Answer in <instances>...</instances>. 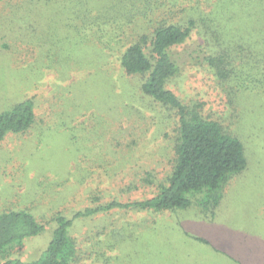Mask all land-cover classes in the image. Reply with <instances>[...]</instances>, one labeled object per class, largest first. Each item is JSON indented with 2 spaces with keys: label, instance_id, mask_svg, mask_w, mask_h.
<instances>
[{
  "label": "rangeland",
  "instance_id": "1",
  "mask_svg": "<svg viewBox=\"0 0 264 264\" xmlns=\"http://www.w3.org/2000/svg\"><path fill=\"white\" fill-rule=\"evenodd\" d=\"M45 15L53 21L36 34H25L30 42L41 41L39 54L0 45V112L33 99L29 129L0 141V212L27 210L45 224L41 234L12 246L11 257L24 260L35 258L50 239L55 213L71 216L93 207L94 194L120 202L152 196L155 186H144L140 178L149 172L154 183L164 180L172 157L173 118L157 116L139 96L136 78L122 75L118 59L125 45L103 60L89 48L86 36L66 27V13ZM188 43L186 61L196 41ZM111 80L112 93L122 97L121 112L125 110L118 118L106 110L112 104ZM168 86L185 102H201L204 115L229 122V104L209 75L191 63ZM244 105L248 110L241 111L246 119L238 133L246 141L248 165L225 183L212 213L206 215L197 205L106 213L117 223L133 224L139 234L128 249L118 251L120 264H264V131L249 139V130L264 124V110L256 109L250 120L249 101ZM133 184L137 188L126 189ZM86 226L75 235L81 238Z\"/></svg>",
  "mask_w": 264,
  "mask_h": 264
},
{
  "label": "trees",
  "instance_id": "2",
  "mask_svg": "<svg viewBox=\"0 0 264 264\" xmlns=\"http://www.w3.org/2000/svg\"><path fill=\"white\" fill-rule=\"evenodd\" d=\"M46 12L66 13V27L86 36L89 48L103 60L125 45L118 59L122 75L136 78L139 96L157 116L173 118L171 168L156 183L149 172L140 178L144 186H155L152 196L120 202L94 194L93 207L77 209L71 216L55 213L51 237L32 259L11 257L12 246L41 234L45 224L27 210L0 212V264H120L118 251L128 249L139 234L133 224L117 223L105 216L107 212L197 205L207 215L222 198L225 183L246 169V141L238 131L246 119L241 114L248 110L245 102L250 120L256 109L264 110V0H0V45L10 48L11 43L39 54L41 41L30 42L25 34H36L53 21ZM191 40L195 48L186 61L183 53ZM188 63L207 73L229 104L227 124L204 115L201 102H185L168 86ZM111 82L112 104L106 110L118 118L125 110L121 112L122 97L112 93ZM33 121L32 97L0 112V141L9 133L28 130ZM263 131L264 124H259L249 130V139ZM98 214L105 217L93 222ZM83 225L79 238L75 234Z\"/></svg>",
  "mask_w": 264,
  "mask_h": 264
}]
</instances>
